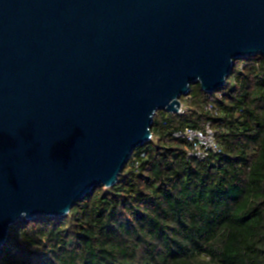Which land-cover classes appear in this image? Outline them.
I'll return each mask as SVG.
<instances>
[{
    "label": "water",
    "instance_id": "obj_1",
    "mask_svg": "<svg viewBox=\"0 0 264 264\" xmlns=\"http://www.w3.org/2000/svg\"><path fill=\"white\" fill-rule=\"evenodd\" d=\"M264 56V0H0V248L111 187L159 111Z\"/></svg>",
    "mask_w": 264,
    "mask_h": 264
},
{
    "label": "trees",
    "instance_id": "obj_2",
    "mask_svg": "<svg viewBox=\"0 0 264 264\" xmlns=\"http://www.w3.org/2000/svg\"><path fill=\"white\" fill-rule=\"evenodd\" d=\"M181 101V113H157L115 185L12 226L0 264H264V56ZM209 123L220 152L189 156L174 134Z\"/></svg>",
    "mask_w": 264,
    "mask_h": 264
},
{
    "label": "built area",
    "instance_id": "obj_3",
    "mask_svg": "<svg viewBox=\"0 0 264 264\" xmlns=\"http://www.w3.org/2000/svg\"><path fill=\"white\" fill-rule=\"evenodd\" d=\"M182 112V107L179 113ZM175 137L189 141L192 148L189 156H194L200 159H205L209 156L210 152L219 153L220 148L215 139V133L211 124H207L205 130L187 127L184 130L177 131Z\"/></svg>",
    "mask_w": 264,
    "mask_h": 264
}]
</instances>
